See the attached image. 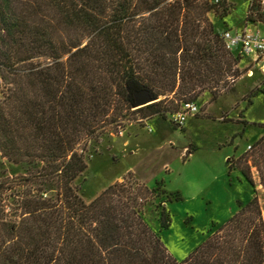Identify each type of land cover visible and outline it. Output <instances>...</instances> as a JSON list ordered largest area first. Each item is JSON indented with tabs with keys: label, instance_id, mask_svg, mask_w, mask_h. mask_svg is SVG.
Here are the masks:
<instances>
[{
	"label": "trees",
	"instance_id": "1",
	"mask_svg": "<svg viewBox=\"0 0 264 264\" xmlns=\"http://www.w3.org/2000/svg\"><path fill=\"white\" fill-rule=\"evenodd\" d=\"M216 7L210 0H0V153L25 170L0 179V264H264L253 176L255 169L264 189V136L228 159L252 200L184 261L145 220L158 185L123 179L90 203L75 185L88 168L82 143L98 142L108 127L122 132L136 94L164 98L139 110L165 119L166 101L194 103L209 92L215 102L232 91L239 58L206 19ZM169 225L163 209L160 227Z\"/></svg>",
	"mask_w": 264,
	"mask_h": 264
},
{
	"label": "rangeland",
	"instance_id": "2",
	"mask_svg": "<svg viewBox=\"0 0 264 264\" xmlns=\"http://www.w3.org/2000/svg\"><path fill=\"white\" fill-rule=\"evenodd\" d=\"M249 5V0H231L210 11L206 19L215 32H241L245 28L264 32L263 26L246 23ZM137 19L140 21V16ZM234 55L239 57L238 48ZM248 63L245 58L239 59L241 76L232 91L215 102L209 92L201 95L194 102L199 113L190 116L183 128L172 121L173 114L183 109L184 103L178 106V99L163 104L162 108L168 110L165 119L161 115L143 116L139 109L164 99L159 98L129 111L119 125L124 126L122 132L118 126L108 127L98 142H83L88 168L75 182L81 198L90 203L108 186L123 179L150 189L158 185L159 196L146 206L145 220L171 255L184 261L233 217L238 204L246 205L253 198V189L246 180L228 168V159L240 157L264 135V83L258 73L247 77ZM2 91L0 81V100ZM252 91L256 95L249 104ZM190 148L195 151L187 154ZM24 172L0 153V179ZM253 176L264 216V189L255 169ZM168 195H178L180 200ZM163 209L170 220L166 230L160 227Z\"/></svg>",
	"mask_w": 264,
	"mask_h": 264
},
{
	"label": "built area",
	"instance_id": "3",
	"mask_svg": "<svg viewBox=\"0 0 264 264\" xmlns=\"http://www.w3.org/2000/svg\"><path fill=\"white\" fill-rule=\"evenodd\" d=\"M249 10L247 13L246 23L261 25L264 27V0H249ZM215 6H220L224 3H229L231 0H210ZM220 38L225 49L234 57V49H239V59L245 58L248 60V69L246 75L249 78L258 73L262 77L264 83V32L261 30L248 31L244 30L233 32L224 30L220 33ZM237 58V57H236ZM199 108L195 103L183 104V109L180 112L174 113L172 121L180 128H183L187 119L190 116H195L199 113ZM151 132V129H150ZM251 150V146H248Z\"/></svg>",
	"mask_w": 264,
	"mask_h": 264
},
{
	"label": "water",
	"instance_id": "4",
	"mask_svg": "<svg viewBox=\"0 0 264 264\" xmlns=\"http://www.w3.org/2000/svg\"><path fill=\"white\" fill-rule=\"evenodd\" d=\"M136 105L135 107H144L150 103H153L156 101L155 98H153L149 92L145 91L140 94L135 95Z\"/></svg>",
	"mask_w": 264,
	"mask_h": 264
},
{
	"label": "crops",
	"instance_id": "5",
	"mask_svg": "<svg viewBox=\"0 0 264 264\" xmlns=\"http://www.w3.org/2000/svg\"><path fill=\"white\" fill-rule=\"evenodd\" d=\"M264 136V135H263ZM127 143V142H126Z\"/></svg>",
	"mask_w": 264,
	"mask_h": 264
}]
</instances>
